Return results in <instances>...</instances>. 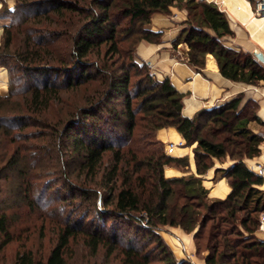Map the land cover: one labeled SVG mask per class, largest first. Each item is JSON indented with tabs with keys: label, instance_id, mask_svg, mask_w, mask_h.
Returning <instances> with one entry per match:
<instances>
[{
	"label": "trees",
	"instance_id": "1",
	"mask_svg": "<svg viewBox=\"0 0 264 264\" xmlns=\"http://www.w3.org/2000/svg\"><path fill=\"white\" fill-rule=\"evenodd\" d=\"M172 7L187 11L173 48L188 45L183 61L194 71L202 73L211 54L225 78L255 86L264 81V66L254 54L224 44L223 39L234 32L214 2L16 0L13 10L0 13L10 18L0 45L3 56L20 63L25 77L36 81L20 91H14L11 83L9 94L0 96V102L26 94L27 109L43 115L53 100L61 101V92L83 94V102L71 110L58 133L63 143L70 142V175L64 188L79 199L77 206L83 210L63 219L57 242L45 260L24 252L15 264H68L66 252L81 235L94 255L104 247L108 257L119 252L121 264H193L175 257L160 234L166 226L187 233L197 229L196 238L206 234V264H264V240L257 234L264 213V177L244 162L260 156L264 142L250 128L252 121L259 120L254 111L250 113L257 102L243 103L245 95L239 94L185 117L184 94L169 78L158 80L148 64L138 61L141 41L162 42L163 32L150 28L152 16L170 15ZM20 11L22 16L14 19ZM37 22L44 26L35 27ZM256 22L262 27L264 19ZM62 26L70 35V48L65 56H56L44 47L45 39H55L59 35L55 29ZM21 34L24 49L19 51L16 40ZM1 64L8 66L3 58ZM31 119V114L0 113V130L10 134L13 125L25 127ZM168 127L176 128L187 146L197 144L198 176L166 177V167L186 172L190 165L187 156L167 154L158 140V130ZM227 156L234 164L217 170V175L229 180L231 192L225 199L209 198L201 176L214 166V158ZM73 174L78 180L70 179ZM11 226L7 213H2L0 236H9Z\"/></svg>",
	"mask_w": 264,
	"mask_h": 264
},
{
	"label": "rangeland",
	"instance_id": "2",
	"mask_svg": "<svg viewBox=\"0 0 264 264\" xmlns=\"http://www.w3.org/2000/svg\"><path fill=\"white\" fill-rule=\"evenodd\" d=\"M7 9V5H4L0 13ZM20 12L13 15V18L21 17L23 12ZM55 21L57 19L53 20V22ZM42 26L44 25L40 22L35 23L37 28ZM54 26L53 24L52 27L54 28ZM55 30H58L59 35L55 39L46 38L45 43L48 46L44 47L51 48L56 56H65L70 48V35L66 33L65 26ZM3 36L4 29L0 45ZM35 36H39V34ZM23 37L24 35L21 34L16 40V48H19V51L24 49ZM2 52L3 49L0 48V60L2 61L3 58L8 66L1 64L0 61V71L7 73L8 84L6 95L0 93V96L9 94L11 83L14 91H20V88L25 84L36 83V81L25 77L20 63H14V60L9 58L10 56H3ZM138 61L141 63L140 60ZM25 96L26 94H16L11 100L0 102L1 114H20L26 117L31 114L32 119L35 118L33 121L32 119L27 120L29 122L25 127L18 124L13 125L11 130H8L10 134L0 130V215L4 212L7 213L12 225L9 236H0V245H4L0 252V264H15L18 254L24 252L32 253L37 260H45L50 249L57 242L60 223H63V219L69 215L75 217L83 210L82 207L77 206L79 199L73 198L68 189L64 188V180L70 175V169H68L71 157L68 147L70 142L63 143V139L58 135L63 123L70 118L71 110L83 102L82 92L78 94L61 92V101L53 100L52 108L43 115H35L32 109H27L24 102ZM245 102L246 97L243 103ZM253 111L257 115L258 107L252 105L250 113ZM250 128L256 134L261 135L264 133V122L259 118L257 122L250 123ZM64 144L66 145L64 146ZM262 145L264 144L262 143ZM74 168L75 166L71 170ZM261 176L264 177V175ZM70 179L78 180L75 174ZM209 198L213 197L209 194ZM201 212L205 213L206 210ZM260 217L262 220L264 213ZM92 219L93 217L89 221L87 220L85 226L89 225ZM109 223L110 221L108 225H110ZM210 224L205 231H208ZM177 230L187 235L195 245V252L192 256L196 262L190 261L192 259L188 257L187 260L193 264H206L205 260L209 254L206 247L207 235L203 233L196 238L197 229L191 233H187L181 228H177ZM160 234L163 238H179L176 230L170 226L163 227ZM85 240V236L81 235L71 241L66 252L68 264H121L123 261L119 252L108 257L104 247H100L98 253L94 255ZM153 264L163 263L154 261Z\"/></svg>",
	"mask_w": 264,
	"mask_h": 264
},
{
	"label": "crops",
	"instance_id": "3",
	"mask_svg": "<svg viewBox=\"0 0 264 264\" xmlns=\"http://www.w3.org/2000/svg\"><path fill=\"white\" fill-rule=\"evenodd\" d=\"M216 3L225 12L229 25L234 32V36L225 37L223 42L226 46L254 54L260 52L264 56V22L262 27L256 20L260 19L255 14V5L259 0H205ZM7 5L9 10L15 7V0H0V10ZM187 11L178 7L171 8V14L165 15L155 13L152 16L150 28L153 31H162V42L159 44L141 41L137 47L138 59L148 64L152 74L158 80L169 78L176 89L184 94V108L182 114L192 118L202 109H211L220 106L239 94H244L246 101L253 99L258 104L257 115L264 122V81L259 85H248L242 82H234L225 78L219 71L216 59L209 54L206 58V68L202 73L194 71L183 57L188 54L189 47L186 43H181L177 49L173 48V42L178 38L184 22L187 20ZM9 18L0 15V40L5 25L9 23ZM264 66V62H261ZM8 77L5 71H0V93L6 95ZM158 140L165 144H175L173 157L189 158L188 171L176 167L165 168L167 178H176L197 174L195 161V148L197 144L187 146L182 135L174 127L162 128L157 132ZM264 144V142H263ZM262 155L254 159H245L244 162L249 169L256 172L258 164L264 166V145L260 146ZM214 166L206 174L201 176L203 185L209 190L213 198L225 199L231 192L229 180L226 177L217 175V170L228 169L234 161L227 156L219 160L213 159ZM264 173V172H263ZM264 189V186H263ZM176 230V237H165L164 239L174 251L178 260H193L192 254L195 252V245L182 231ZM258 237L264 240V220L262 219Z\"/></svg>",
	"mask_w": 264,
	"mask_h": 264
},
{
	"label": "built area",
	"instance_id": "4",
	"mask_svg": "<svg viewBox=\"0 0 264 264\" xmlns=\"http://www.w3.org/2000/svg\"><path fill=\"white\" fill-rule=\"evenodd\" d=\"M255 14H257V16L259 17H263L264 18V0H259L256 5H255ZM260 136H262V138H264V133L261 134ZM174 145L173 143H171L169 146L166 147V153L171 155L173 153V149H174ZM259 167V171L256 170V172L259 173V175H264V166L261 164H258ZM264 220V218H263ZM262 222V220H261Z\"/></svg>",
	"mask_w": 264,
	"mask_h": 264
},
{
	"label": "water",
	"instance_id": "5",
	"mask_svg": "<svg viewBox=\"0 0 264 264\" xmlns=\"http://www.w3.org/2000/svg\"><path fill=\"white\" fill-rule=\"evenodd\" d=\"M254 56L256 57V59H257L258 61H260V62H264V56H263L262 53H260V52H255V53H254Z\"/></svg>",
	"mask_w": 264,
	"mask_h": 264
},
{
	"label": "bare ground",
	"instance_id": "6",
	"mask_svg": "<svg viewBox=\"0 0 264 264\" xmlns=\"http://www.w3.org/2000/svg\"><path fill=\"white\" fill-rule=\"evenodd\" d=\"M260 18L264 19L263 17H260ZM258 169H259V167H258ZM258 171H259V170H258Z\"/></svg>",
	"mask_w": 264,
	"mask_h": 264
}]
</instances>
